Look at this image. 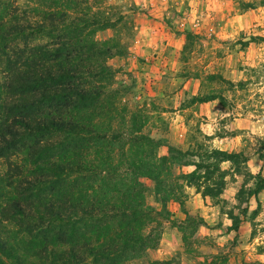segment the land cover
I'll return each instance as SVG.
<instances>
[{
  "label": "trees",
  "instance_id": "16d2710c",
  "mask_svg": "<svg viewBox=\"0 0 264 264\" xmlns=\"http://www.w3.org/2000/svg\"><path fill=\"white\" fill-rule=\"evenodd\" d=\"M40 3L11 13L0 0V264H124L158 245L159 235L145 234L160 223L142 179L161 196L158 215L180 189L173 166H193L176 178L216 204L229 172L219 165L237 166L241 155L166 144L164 156L139 148L114 166L98 121L115 111L111 97L103 103L114 79L107 60L127 49L95 38L115 24L84 0ZM253 178L247 195L258 202L264 178ZM229 218L237 233L241 219Z\"/></svg>",
  "mask_w": 264,
  "mask_h": 264
},
{
  "label": "rangeland",
  "instance_id": "374dc122",
  "mask_svg": "<svg viewBox=\"0 0 264 264\" xmlns=\"http://www.w3.org/2000/svg\"><path fill=\"white\" fill-rule=\"evenodd\" d=\"M1 1L11 13L41 4ZM83 4L111 16L115 24L98 31L95 38L114 39L127 49L107 60L114 79L103 103L111 97L115 111L98 121L108 132L100 145L112 152L114 166L127 161L121 153L129 157L130 150L139 148L145 157L164 156L166 144L183 151L218 149L241 155L237 166L219 165L229 172L216 204L204 202L200 193L176 178L190 173L193 166H173V181L180 189L176 199L166 203L165 215H158L163 210L161 196L154 195L151 181L142 179L145 203L155 209L160 223L149 226L145 234L159 235L158 245L124 264L167 260L264 264V190L258 202L247 195L253 177L264 178V0H84ZM150 27H157L160 38L143 40L142 45V33ZM170 34L177 37L181 50L176 62L167 65L161 51ZM47 40L42 36L34 41ZM194 96L216 99L189 105ZM230 213L241 219L237 233L228 230Z\"/></svg>",
  "mask_w": 264,
  "mask_h": 264
},
{
  "label": "crops",
  "instance_id": "0c3cea01",
  "mask_svg": "<svg viewBox=\"0 0 264 264\" xmlns=\"http://www.w3.org/2000/svg\"><path fill=\"white\" fill-rule=\"evenodd\" d=\"M155 29H157V27H150L147 30L145 29L143 31L142 35L144 36V38L142 39V45H144L143 40L152 41L154 37L155 41L159 40L160 35L158 36V31H155ZM162 34H164V32H162ZM168 37L169 38L167 39L166 43H163V51H161L162 56L165 54V59L163 60V62H165L167 65H169V63L171 64L173 62H176V56L181 50V48L178 47L179 40L177 39V37L174 34H170L168 35Z\"/></svg>",
  "mask_w": 264,
  "mask_h": 264
}]
</instances>
